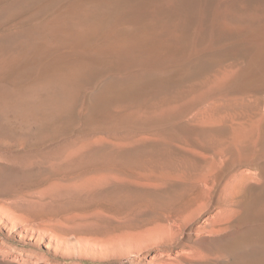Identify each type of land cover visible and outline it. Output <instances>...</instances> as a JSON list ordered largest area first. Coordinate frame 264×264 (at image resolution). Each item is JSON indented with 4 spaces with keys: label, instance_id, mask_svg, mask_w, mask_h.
<instances>
[{
    "label": "rangeland",
    "instance_id": "1",
    "mask_svg": "<svg viewBox=\"0 0 264 264\" xmlns=\"http://www.w3.org/2000/svg\"><path fill=\"white\" fill-rule=\"evenodd\" d=\"M263 27L264 0H0V264H264Z\"/></svg>",
    "mask_w": 264,
    "mask_h": 264
},
{
    "label": "bare ground",
    "instance_id": "2",
    "mask_svg": "<svg viewBox=\"0 0 264 264\" xmlns=\"http://www.w3.org/2000/svg\"><path fill=\"white\" fill-rule=\"evenodd\" d=\"M142 8V7H141ZM160 8V7H159ZM167 18V17H166ZM158 22V21H157ZM138 25V24H137ZM262 26V25H261ZM121 30V29H120ZM261 34V35H260ZM258 36L255 37V44L257 46L255 53L253 54L252 58V64L254 65L255 71L251 74L253 77V80L256 81H264V27L262 28V31ZM150 36V35H149ZM145 39V38H144ZM153 39V38H152ZM133 42L130 43V45L127 47L125 52H134V51H151L153 50V44L150 43V39L147 41L137 42V38H132ZM254 40V39H253ZM131 41V40H130ZM155 44V43H154ZM157 44V43H156ZM159 46V45H158ZM157 46V47H158ZM254 46V45H253ZM156 47V46H155ZM100 48V47H99ZM254 48V47H253ZM147 53V52H146ZM152 53V52H151ZM134 55V54H133ZM250 62V63H251ZM252 67V66H251ZM253 69V68H252ZM251 69V70H252ZM250 70V69H249ZM248 72V71H247ZM250 72V71H249ZM247 77V76H246ZM251 78V77H250ZM260 83V82H259ZM257 86V85H256Z\"/></svg>",
    "mask_w": 264,
    "mask_h": 264
}]
</instances>
